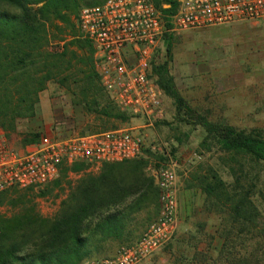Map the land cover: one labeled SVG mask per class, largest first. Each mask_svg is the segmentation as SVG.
I'll return each instance as SVG.
<instances>
[{"label": "rangeland", "instance_id": "obj_1", "mask_svg": "<svg viewBox=\"0 0 264 264\" xmlns=\"http://www.w3.org/2000/svg\"><path fill=\"white\" fill-rule=\"evenodd\" d=\"M104 2L105 0H86L81 9ZM251 24L254 25L237 23L175 32L169 52L166 44H161L155 55V65L167 64L177 91L185 100L186 106L193 108L195 112H190L183 105L179 107L173 96L166 95V114L154 126L147 128L148 146L142 157L119 164H103L98 167L83 165L79 169H69L56 181L44 187L10 188L0 195V214L10 216L19 210L18 205L22 202H32L44 216L53 217L58 213L62 202L69 198L73 188L89 176L106 173L110 178L109 174L113 172L118 180L128 182L130 167L134 165L143 178L154 177L155 170L159 168L158 161L162 159V152L171 150L180 159V225L173 240L153 255V264H235L236 259H228L223 253L219 255L224 242V238H221L224 229L232 226L230 206H222L211 199L197 178L203 175L211 177L213 174L222 178L229 185L225 191L219 190L221 202H226L227 195L232 190L235 172L241 176L242 167L248 176L244 181L246 188L251 187V198L257 207V213L254 214L260 213L252 225L257 224L259 227L255 230L237 224L234 233L239 232L241 236H232L230 241H235L234 253L254 252L258 264H264V229L260 231V225L264 222V162L244 157L241 159L242 165L232 161L221 151L220 145L208 133L201 119L204 116L211 123L230 124L238 129H257L264 132L263 67L254 75L260 79L243 83L237 81L228 88H218L217 82L220 80L215 79L212 73L214 68L227 65L230 57V62L237 63L245 56V53L239 51L253 41L255 33L245 26ZM76 26L74 33L66 28L68 36L65 41L53 39L49 45L53 51L66 50L68 59L76 53L73 59V64L76 63L74 69L64 73L69 79L62 75L46 83L45 89L39 94V106L34 117L19 120L14 128L0 126V131L5 133L14 149L23 151L30 143L27 139L34 138L32 135H37L40 139L43 134L54 133L66 138L145 123L124 115L123 110L105 92L96 70L95 56L90 47L92 45L79 26ZM74 41H80L83 47L72 45L71 42ZM215 48L224 52H214ZM231 50L237 53L230 52ZM254 53L252 58L255 60L259 56ZM232 57L236 60L232 61ZM243 68L252 70L248 62ZM240 83L242 84L239 85ZM151 146H156V149L153 150ZM127 187L128 185L125 187L128 191ZM145 188L140 193H127L124 202L116 209L122 210L124 214L128 236L124 238L126 240L104 241L92 234L89 245L91 252L82 264L98 260L101 253H106L107 257L115 256L121 246L137 241L158 217L160 193L156 182ZM143 192L146 194L142 195ZM248 211L250 212L247 209ZM249 231L255 232L249 234ZM250 238L252 239L246 244L243 243V240Z\"/></svg>", "mask_w": 264, "mask_h": 264}, {"label": "trees", "instance_id": "obj_2", "mask_svg": "<svg viewBox=\"0 0 264 264\" xmlns=\"http://www.w3.org/2000/svg\"><path fill=\"white\" fill-rule=\"evenodd\" d=\"M155 1L164 15L173 14L179 3V0ZM85 2L86 0H0V126L14 128L19 120L34 117L39 106V94L45 89L46 83L62 75L69 79L64 73L74 69L76 63L73 64V59L76 53L68 59L66 50L53 51L49 45L53 39L65 41L68 36L66 28L74 33L79 11ZM173 37L172 33L165 36L168 52ZM71 43L78 48L83 47L80 41ZM90 47L94 53L95 50ZM153 74L165 95L173 96L179 107L183 105L190 112H195L193 108L186 106L185 100L177 91L167 64L157 66L154 63ZM123 113L131 116L124 110ZM201 119L208 133L220 145L221 151L232 161L241 164L244 157L264 162V132L238 129L230 124L211 123L204 116ZM32 136L34 138L27 139L30 143L38 140L37 135ZM83 165L86 164L64 166L61 175ZM240 172L241 176L235 172V180L226 202H221L219 190L225 191L229 185L217 174L211 177L198 176L197 179L211 199L222 206H230L232 226L224 229L223 237L221 236L224 242L219 255L223 253L228 259H236L235 264H258L254 252L234 253L235 241H230L232 236H241L239 232L234 233L237 224L255 230L259 227L257 224L252 225L260 213L254 214L257 213V207L251 198V187L247 189L244 182L247 180V173L243 167ZM129 174L128 182L118 180L113 172L109 174L111 179L106 173L89 176L73 188L69 198L62 202L58 213L53 217L44 216L32 202H22L18 205L19 210L10 216L0 214V264H82L91 252L89 245L92 234L104 241H123L128 237L126 222L123 211L116 209L124 202L127 193H140L145 191L148 184H155L154 177L143 178L134 165L130 167ZM157 189L159 191L158 186ZM3 193L4 191L0 195ZM263 223L260 231L264 229ZM252 238L243 240V243L246 244ZM100 256L98 259L108 258L106 253H101Z\"/></svg>", "mask_w": 264, "mask_h": 264}, {"label": "built area", "instance_id": "obj_3", "mask_svg": "<svg viewBox=\"0 0 264 264\" xmlns=\"http://www.w3.org/2000/svg\"><path fill=\"white\" fill-rule=\"evenodd\" d=\"M262 21L264 0H179L171 15H164L155 0H105L83 7L78 26L94 47L102 87L118 107L145 123L66 138L46 133L23 151L14 149L0 131V193L44 187L60 177L64 166L75 163L98 167L139 159L148 146L147 128L166 114V95L153 74L166 34ZM162 153L154 172L160 191L158 217L115 256L84 264H145L173 240L180 225V159L171 150Z\"/></svg>", "mask_w": 264, "mask_h": 264}, {"label": "crops", "instance_id": "obj_4", "mask_svg": "<svg viewBox=\"0 0 264 264\" xmlns=\"http://www.w3.org/2000/svg\"><path fill=\"white\" fill-rule=\"evenodd\" d=\"M254 25H245L250 30H253L255 33V36L253 38V41H251L248 46L244 47L241 51L242 53H245V56L242 57V59L238 60V62H230L231 57L229 60V63L225 65L222 68L213 69V77L215 79H219L220 82H217L218 88H228L231 87L233 83L239 82V81H256L257 79L254 77L255 73H257L259 68L262 66L264 71V21L262 22H253ZM244 26V25H242ZM186 32V31H184ZM214 52H224L219 48H215ZM230 52H235L231 50ZM255 52V53H254ZM253 53L257 54L259 57L257 59H253ZM236 60V58L232 57V61ZM250 63L252 70H244L243 65L245 63ZM260 73V72H259ZM240 83L239 85H241ZM122 163V162H121ZM155 258L150 257L148 260H146L145 264H153V261Z\"/></svg>", "mask_w": 264, "mask_h": 264}]
</instances>
